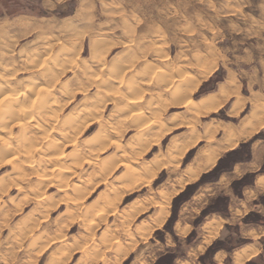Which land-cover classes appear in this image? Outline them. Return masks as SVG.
<instances>
[{"label": "clouds", "instance_id": "9594fccd", "mask_svg": "<svg viewBox=\"0 0 264 264\" xmlns=\"http://www.w3.org/2000/svg\"><path fill=\"white\" fill-rule=\"evenodd\" d=\"M0 264H264V0H0Z\"/></svg>", "mask_w": 264, "mask_h": 264}]
</instances>
